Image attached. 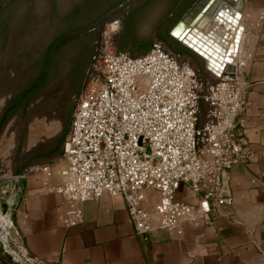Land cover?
<instances>
[{"label": "built area", "instance_id": "built-area-1", "mask_svg": "<svg viewBox=\"0 0 264 264\" xmlns=\"http://www.w3.org/2000/svg\"><path fill=\"white\" fill-rule=\"evenodd\" d=\"M121 29L118 18L104 27L94 71L62 142L59 183L51 182L50 164L34 170L45 175L46 190L65 197L63 226L83 221L84 202L109 194L125 199L137 238L148 241L158 229L182 235L185 225L207 220L214 206L233 203L223 175L254 156L246 134L249 83L239 75L253 55L243 58L241 46L235 77L204 90L195 67L162 41L138 55L118 49ZM183 184L196 203L178 198ZM149 190L159 194L152 206L146 205Z\"/></svg>", "mask_w": 264, "mask_h": 264}, {"label": "crops", "instance_id": "crops-1", "mask_svg": "<svg viewBox=\"0 0 264 264\" xmlns=\"http://www.w3.org/2000/svg\"><path fill=\"white\" fill-rule=\"evenodd\" d=\"M264 0H243L239 25L244 30L238 50L230 49L228 60L235 61L243 46V58L252 53L239 75L248 83L251 104L246 112V134L254 152L252 160L226 171L223 175L225 194L233 197L231 205H216L207 220L185 225L182 235L158 229L148 241L135 236L122 196L105 194L82 204L84 219L66 227L61 217L67 209L65 197L44 187L45 175L36 166L50 164L51 182L60 181V169L66 164L61 139L53 146L41 141L19 145L13 155L12 169L24 162L26 185L23 205L10 218L28 249L45 264H264ZM172 43L188 51L178 39ZM243 44V45H242ZM231 55V56H230ZM193 64L191 57L177 55ZM193 62V63H192ZM195 65V64H193ZM211 82L218 71H206ZM11 174L10 171L6 173ZM187 190V189H186ZM184 201L197 202L193 191ZM156 200L159 194L153 191ZM19 200V197L18 199ZM0 220V227L5 225ZM9 228V227H8ZM7 228V229H8ZM1 264V263H0Z\"/></svg>", "mask_w": 264, "mask_h": 264}, {"label": "flooded vegetation", "instance_id": "flooded-vegetation-1", "mask_svg": "<svg viewBox=\"0 0 264 264\" xmlns=\"http://www.w3.org/2000/svg\"><path fill=\"white\" fill-rule=\"evenodd\" d=\"M122 1L113 0L104 3V0H14L2 10L0 13V76L9 74L7 86L9 96L0 113V125L3 124L0 133L7 123L19 122L34 110L49 104L52 107L56 105L58 117L64 112L67 113L65 115L69 128L74 110V104H69L70 96L67 95L69 86L71 82L79 78L83 59L86 56H93L98 32L92 30L75 38H68L72 32L91 25ZM151 1L153 0H149L125 16V32L120 33L115 39L118 49L138 52V54L144 53L148 45L153 42L155 28L179 0H158V7L168 3L169 12L161 16L150 33L146 34L142 32V23ZM190 1H186L182 10ZM195 1L189 4L186 10ZM169 25L160 31V34L168 39H170ZM33 33H35L36 42L31 46L23 45L24 40L34 36L31 35ZM56 45L57 48L54 50ZM85 76L86 74L79 84V89L82 87ZM7 171L0 170V183H4L0 186L1 191L5 189V183H8L6 179L12 177L14 169L9 175L6 174ZM1 193L3 195V192ZM7 195L8 192L5 197ZM18 197H13L16 203L19 201ZM11 210L12 208L7 214H10ZM8 226L13 228V241L16 244H23L13 219L9 220Z\"/></svg>", "mask_w": 264, "mask_h": 264}, {"label": "water", "instance_id": "water-1", "mask_svg": "<svg viewBox=\"0 0 264 264\" xmlns=\"http://www.w3.org/2000/svg\"><path fill=\"white\" fill-rule=\"evenodd\" d=\"M13 1L14 0H0V13ZM110 1L113 0H104V3ZM148 1L149 0H123L91 25L71 33L68 39L75 38L92 30H97L98 32L97 45L93 56H86V58L83 59L79 78L71 82L69 86L67 93V95L70 96L69 104H74V108L78 98L77 96L75 99V96L85 90L91 74L94 71V64L98 59L102 45L103 30L106 24L118 18L122 23L120 33H124L125 16ZM186 1L187 0H179L168 15V3L164 4L162 7H158V0L151 1L147 7V15L142 23V32L149 34L160 17L166 14L167 16L160 22L158 27L155 28V37L153 41L159 40L164 42L176 55L185 54L191 57L196 66L195 69L197 73L202 70L201 62H204V70L218 71L217 77L213 82L217 81L219 78L233 79L235 77L234 72L236 70V65L233 63V60L226 59V54H229L230 49L237 51L240 35L244 30L243 26L239 25L243 0H196L189 9L182 11ZM172 20L174 24L168 31L169 36L178 39L186 46L188 51L178 50L170 39L160 34V31L169 25ZM31 35L34 36L29 37L26 41L24 40L23 45L31 46L36 42L35 33ZM56 48L57 45L54 47V50ZM85 74L84 82L81 89H79V84ZM8 84L9 74L0 76V85L8 88ZM74 99L75 103L73 102ZM30 163L29 161V163L25 162L17 166L13 171L12 177L6 179L8 183H5V189L1 191L0 188V220H4V217L11 208L12 210L9 216L12 218L15 211L23 205L24 189L26 185V168L30 166ZM3 184L4 183H0V186ZM1 192H3V195ZM6 192H8V195L5 197ZM16 196H19L18 203H16V199H14ZM9 220L11 219H7L6 216L4 221L6 228L4 226L0 227V263L45 264L44 261L36 257L24 243L16 244L13 241V228L8 226ZM13 224L15 225L14 220Z\"/></svg>", "mask_w": 264, "mask_h": 264}, {"label": "rangeland", "instance_id": "rangeland-1", "mask_svg": "<svg viewBox=\"0 0 264 264\" xmlns=\"http://www.w3.org/2000/svg\"><path fill=\"white\" fill-rule=\"evenodd\" d=\"M154 40V39H153ZM152 40V41H153ZM137 54L138 52H131ZM193 63V62H192ZM194 64V63H193ZM202 70L199 71V78L204 83V90L207 89L210 83L208 73L206 72L204 62H201ZM144 81L143 77L138 79V82ZM9 89L0 85V113L8 101ZM203 109L206 104L203 100ZM66 112L62 116L57 113V107L51 104L38 108L26 115L25 118L19 122L11 121L5 125L0 133V170L12 171L13 155L15 149L19 145L32 144L41 141L44 145L53 146L60 140L68 129ZM64 115V116H63ZM24 126V130L22 127ZM16 147V148H15ZM7 171V172H8ZM187 189V190H186ZM192 191L187 185L183 184L177 193L179 199L184 200L187 193ZM154 190L147 192V201L153 203L156 197L153 196Z\"/></svg>", "mask_w": 264, "mask_h": 264}, {"label": "trees", "instance_id": "trees-1", "mask_svg": "<svg viewBox=\"0 0 264 264\" xmlns=\"http://www.w3.org/2000/svg\"><path fill=\"white\" fill-rule=\"evenodd\" d=\"M194 0H191L189 3H188V5L183 9V10H185L188 6H189V4H191L192 2H193ZM182 10V11H183ZM173 21H172V23L169 25V27H168V30L169 29H171V27L173 26ZM151 46H152V42L148 45V47L146 48V50L144 51V53L145 52H147V51H149V49L151 48ZM8 121V120H7ZM6 121V122H7ZM3 126V124L2 125H0V128ZM67 131H68V129H66V131L64 132V134H63V136H62V138H61V141L63 142V140H64V138H65V136H66V134H67Z\"/></svg>", "mask_w": 264, "mask_h": 264}, {"label": "bare ground", "instance_id": "bare-ground-1", "mask_svg": "<svg viewBox=\"0 0 264 264\" xmlns=\"http://www.w3.org/2000/svg\"><path fill=\"white\" fill-rule=\"evenodd\" d=\"M239 23H240V20H239ZM237 50H238V48H237ZM229 54H230V53H229ZM230 56H231V55H230ZM226 57H227V56H226ZM227 58H228V57H227ZM227 58H226V59H227ZM227 60H228V59H227ZM192 65H193V64H192ZM193 66L196 67L195 65H193Z\"/></svg>", "mask_w": 264, "mask_h": 264}]
</instances>
